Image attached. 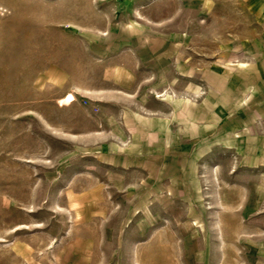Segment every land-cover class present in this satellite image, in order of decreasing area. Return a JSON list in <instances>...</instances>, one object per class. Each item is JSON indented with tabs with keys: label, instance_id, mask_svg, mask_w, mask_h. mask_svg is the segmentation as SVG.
Instances as JSON below:
<instances>
[{
	"label": "rangeland",
	"instance_id": "obj_1",
	"mask_svg": "<svg viewBox=\"0 0 264 264\" xmlns=\"http://www.w3.org/2000/svg\"><path fill=\"white\" fill-rule=\"evenodd\" d=\"M0 264H264V0H0Z\"/></svg>",
	"mask_w": 264,
	"mask_h": 264
},
{
	"label": "bare ground",
	"instance_id": "obj_2",
	"mask_svg": "<svg viewBox=\"0 0 264 264\" xmlns=\"http://www.w3.org/2000/svg\"><path fill=\"white\" fill-rule=\"evenodd\" d=\"M74 100V95L70 94L64 101L67 103H71Z\"/></svg>",
	"mask_w": 264,
	"mask_h": 264
}]
</instances>
